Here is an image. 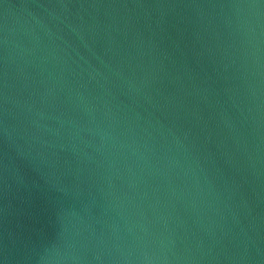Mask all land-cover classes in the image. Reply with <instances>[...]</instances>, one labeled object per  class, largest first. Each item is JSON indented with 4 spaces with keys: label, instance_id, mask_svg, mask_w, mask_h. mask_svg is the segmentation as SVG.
<instances>
[{
    "label": "water",
    "instance_id": "1",
    "mask_svg": "<svg viewBox=\"0 0 264 264\" xmlns=\"http://www.w3.org/2000/svg\"><path fill=\"white\" fill-rule=\"evenodd\" d=\"M0 264H264V0H0Z\"/></svg>",
    "mask_w": 264,
    "mask_h": 264
}]
</instances>
